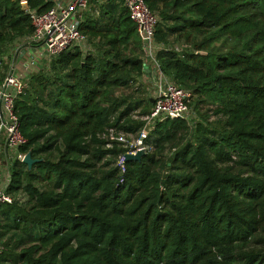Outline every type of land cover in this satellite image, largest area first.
<instances>
[{"label":"trees","instance_id":"1","mask_svg":"<svg viewBox=\"0 0 264 264\" xmlns=\"http://www.w3.org/2000/svg\"><path fill=\"white\" fill-rule=\"evenodd\" d=\"M22 1L0 0L3 56L34 32ZM144 1L160 68L200 119L157 122L122 165L110 136L143 129L148 57L124 0H89L86 51L55 56L16 100L19 150L41 161L12 163L0 264H264V0Z\"/></svg>","mask_w":264,"mask_h":264},{"label":"built area","instance_id":"2","mask_svg":"<svg viewBox=\"0 0 264 264\" xmlns=\"http://www.w3.org/2000/svg\"><path fill=\"white\" fill-rule=\"evenodd\" d=\"M88 1L55 0L54 4L43 13L30 9L26 0L21 2L23 8L29 11L31 15L34 32L25 39L29 46L27 57L22 56L24 58H20L23 51L21 49L16 51L18 57L25 61L24 63L18 61L15 64V60H18L16 53L4 56L0 54L1 71L7 65L5 63L6 56H12L8 73L0 84V203H13L14 197L6 190L11 182L12 163L14 160L23 162L26 155L19 150V147L26 144L27 140L19 130V116L15 111L16 100L26 92L27 81L35 74L33 70L37 69L38 72L43 68L42 64L49 62L69 47L79 46L86 51L88 38L80 30V24L82 14L88 8ZM124 2L126 8L129 9L131 18L137 25L144 48H146L147 57L154 61L155 76L158 78V89L154 97L153 107L150 113L143 117L144 125L139 136L129 140L111 133L110 139L123 142L124 147L129 149L127 153H131L140 149H146V151L151 149L145 145L144 141L155 129L157 122L170 118L188 119L192 91L180 87L168 79L160 68L156 54L158 50L165 47L157 44L154 39L158 21L156 14L149 9L144 0H124ZM22 43L24 42H18L14 46L17 47ZM178 50L180 49L178 48ZM21 64L22 67H19ZM2 252L3 247L0 244V254Z\"/></svg>","mask_w":264,"mask_h":264},{"label":"rangeland","instance_id":"3","mask_svg":"<svg viewBox=\"0 0 264 264\" xmlns=\"http://www.w3.org/2000/svg\"><path fill=\"white\" fill-rule=\"evenodd\" d=\"M180 46V45H179ZM13 53H16V57H17V59L18 60H15V64H17L18 63V61H19V63L20 62H22L23 61V59H20L19 57H18V52H16V51H12V53L10 52V54H12L13 55ZM10 54H8V55H10ZM7 57V59H6V61H5V63H7V65H6V68H4L3 67V70L1 71V69H0V74H5V76H6V74L8 73V69H9V67H10V64H11V59H12V56H10V57H8V56H6ZM50 61L51 60H49V62H47V63H45V64H42L43 65V68L44 67H47V66H49V63H50ZM45 62V61H44ZM19 67H22V64L19 66ZM144 68H145V70H146V72L147 73H149V68H148V65L147 64H145V66H144ZM37 70V69H36ZM36 70H33L34 72H35V74L36 73H38L39 71H41V70H39L38 72L36 71ZM33 72V73H34ZM156 80H149V82L148 81H146V83H143V87H141V90L139 91V92H137L138 94V96H144L143 98H149V97H151V98H153L154 99V97H155V94H156V91H157V85H158V78H156V76L154 77ZM131 91V90H130ZM129 92V91H128ZM153 107V106H152ZM211 106H201L200 107V110H202L203 111V113H212V111L211 110H209V108H210ZM144 117V116H143ZM143 117H141V119L143 120ZM189 117H194L195 119H200V115H199V113L196 111H194V109L193 108H190V113H189V116H188V118ZM214 118V116L212 115L211 117H210V119L212 120ZM123 137H125V136H123ZM126 139H129V140H131V137L130 138H127V137H125ZM123 141H125V140H123Z\"/></svg>","mask_w":264,"mask_h":264},{"label":"water","instance_id":"4","mask_svg":"<svg viewBox=\"0 0 264 264\" xmlns=\"http://www.w3.org/2000/svg\"><path fill=\"white\" fill-rule=\"evenodd\" d=\"M199 55H207L206 52L204 51H199L198 52ZM152 102H154V99H151ZM147 153L146 149H140L137 152H131V153H125L123 158H122V165H124L126 162H129L131 160H141V158ZM41 161L40 159L34 158L33 157V152L29 151L28 153H26L24 159H23V163L26 164V166L28 167L29 170L32 169V166Z\"/></svg>","mask_w":264,"mask_h":264},{"label":"crops","instance_id":"5","mask_svg":"<svg viewBox=\"0 0 264 264\" xmlns=\"http://www.w3.org/2000/svg\"><path fill=\"white\" fill-rule=\"evenodd\" d=\"M53 1H55V0H53ZM64 1H68V0H64ZM23 42L24 43H22V45L19 44L17 47H16V45L15 46L13 45V48L11 50V51H18L19 49H21V51H23V52H22L20 58H24V57L26 58L27 55H28V51H29V46L26 43V40H24ZM22 56H24V57H22ZM22 62L24 63L25 61H22ZM145 64L148 65L149 73L145 72V74H144V76L142 78V82L143 83H146V81L149 82V80H156L154 78L155 77V68H154V61H153V59L150 58V57H148L147 60H146V62H145Z\"/></svg>","mask_w":264,"mask_h":264}]
</instances>
